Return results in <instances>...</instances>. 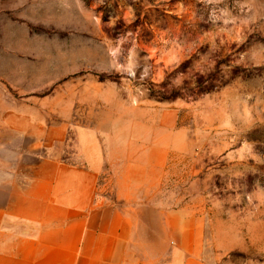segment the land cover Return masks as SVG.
<instances>
[{"label": "rangeland", "instance_id": "rangeland-1", "mask_svg": "<svg viewBox=\"0 0 264 264\" xmlns=\"http://www.w3.org/2000/svg\"><path fill=\"white\" fill-rule=\"evenodd\" d=\"M47 162L160 261L264 264V0H0V183Z\"/></svg>", "mask_w": 264, "mask_h": 264}, {"label": "crops", "instance_id": "crops-1", "mask_svg": "<svg viewBox=\"0 0 264 264\" xmlns=\"http://www.w3.org/2000/svg\"><path fill=\"white\" fill-rule=\"evenodd\" d=\"M97 189L95 169L56 162L28 186L0 183V264H180L178 251L160 261L135 248L123 214L97 207Z\"/></svg>", "mask_w": 264, "mask_h": 264}]
</instances>
